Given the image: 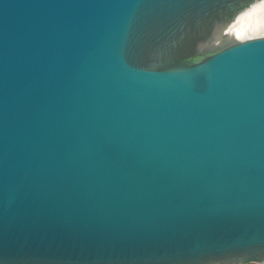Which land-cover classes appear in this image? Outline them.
<instances>
[{"label":"water","instance_id":"1","mask_svg":"<svg viewBox=\"0 0 264 264\" xmlns=\"http://www.w3.org/2000/svg\"><path fill=\"white\" fill-rule=\"evenodd\" d=\"M259 0H0V264L264 261Z\"/></svg>","mask_w":264,"mask_h":264},{"label":"bare ground","instance_id":"2","mask_svg":"<svg viewBox=\"0 0 264 264\" xmlns=\"http://www.w3.org/2000/svg\"><path fill=\"white\" fill-rule=\"evenodd\" d=\"M232 27L230 30H233L235 35H264V0L250 6L245 13L237 17ZM257 264H264V261Z\"/></svg>","mask_w":264,"mask_h":264},{"label":"rangeland","instance_id":"3","mask_svg":"<svg viewBox=\"0 0 264 264\" xmlns=\"http://www.w3.org/2000/svg\"><path fill=\"white\" fill-rule=\"evenodd\" d=\"M249 264H257V263H249Z\"/></svg>","mask_w":264,"mask_h":264}]
</instances>
